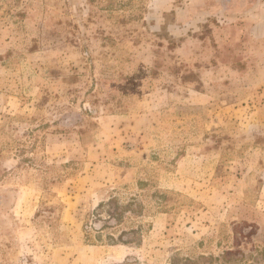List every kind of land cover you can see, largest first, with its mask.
Instances as JSON below:
<instances>
[{
	"label": "rangeland",
	"instance_id": "obj_1",
	"mask_svg": "<svg viewBox=\"0 0 264 264\" xmlns=\"http://www.w3.org/2000/svg\"><path fill=\"white\" fill-rule=\"evenodd\" d=\"M0 264H264V0H0Z\"/></svg>",
	"mask_w": 264,
	"mask_h": 264
}]
</instances>
